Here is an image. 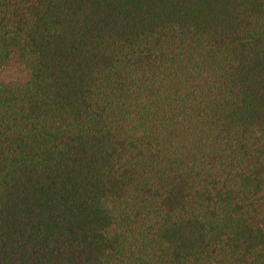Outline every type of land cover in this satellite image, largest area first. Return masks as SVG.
Here are the masks:
<instances>
[{"label":"trees","instance_id":"trees-1","mask_svg":"<svg viewBox=\"0 0 264 264\" xmlns=\"http://www.w3.org/2000/svg\"><path fill=\"white\" fill-rule=\"evenodd\" d=\"M0 264H264V0H0Z\"/></svg>","mask_w":264,"mask_h":264}]
</instances>
